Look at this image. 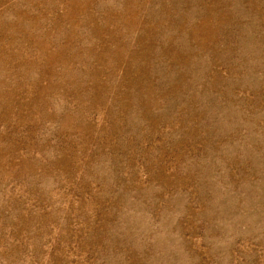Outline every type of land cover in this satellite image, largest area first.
<instances>
[{"label":"rangeland","instance_id":"rangeland-1","mask_svg":"<svg viewBox=\"0 0 264 264\" xmlns=\"http://www.w3.org/2000/svg\"><path fill=\"white\" fill-rule=\"evenodd\" d=\"M0 264H264V0H0Z\"/></svg>","mask_w":264,"mask_h":264}]
</instances>
